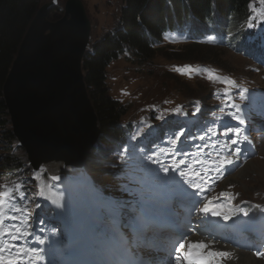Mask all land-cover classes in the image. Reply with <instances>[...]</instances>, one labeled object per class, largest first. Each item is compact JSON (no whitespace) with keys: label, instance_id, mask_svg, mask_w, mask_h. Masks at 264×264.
Masks as SVG:
<instances>
[{"label":"rangeland","instance_id":"1","mask_svg":"<svg viewBox=\"0 0 264 264\" xmlns=\"http://www.w3.org/2000/svg\"><path fill=\"white\" fill-rule=\"evenodd\" d=\"M49 1L51 0H39L40 6ZM81 1L90 22L89 45H91L105 33L117 28L123 0ZM65 2L66 0H58L57 7L61 16ZM249 24L252 27H249ZM242 25L245 29L251 30V35L236 38L234 46L243 54L235 51L231 42L213 35L182 42L186 35L183 32L180 36L175 33L176 39L171 38L170 41L163 39L162 43L161 41L155 43V54L150 61L141 62L136 58L133 50L126 49L108 66L106 81L108 93L125 109L126 113L121 119V124L128 133L122 143H119L116 152H109L108 158H104L103 162L98 164V171H88L83 165L79 171L84 173L76 176V169L61 167L67 181L63 185L54 186L49 178L51 172L48 167L44 171H33L28 164L25 150L16 140L14 143H7L2 138L3 128L0 127V156L5 155L7 152L5 150L8 149L9 154L20 160L19 168L13 165L16 167L4 169L3 165H0V191L12 190L18 198L15 203L27 208V213L15 214L21 220H24L27 215L26 223L30 225L27 230L32 233L26 240L13 242L10 237L4 239L10 243L23 244L28 248L37 247L42 259L32 260L30 264H64L62 257L59 256L60 247L53 249V246L63 232L67 234L66 255H70V249L81 242V237L75 233L77 212L69 205L71 194L79 190L92 213L98 215L101 212L105 213L102 225L106 227V232L114 236L121 234L125 238L126 250L141 254L143 251L138 249L140 247L136 244V240L129 234V230L133 227L140 232L139 226H136L137 223L148 226L143 232L149 233L150 224H162L154 223L152 219L159 218V212L164 205L168 204L169 209L174 211L175 205L180 202L179 198H186V219L195 227L196 222L206 220L207 216L199 209L211 200L213 204L223 205L232 213V219L229 221L216 217L225 224L213 230L215 237L212 240L210 235L213 232L202 231L201 234L206 241L215 242L216 250L231 249L230 253L233 257L228 259L229 261L224 260L223 264H239L243 254L251 256L256 261L253 264H264V229L262 228L264 226V57H262L264 54V2L262 0H251L246 16L238 22L228 20L227 29L231 30L225 32V36L229 37L233 33L232 29ZM192 34L199 36L196 32ZM185 65L191 66L193 69L191 74L187 72L182 74L176 70ZM209 73L216 78L210 80ZM227 81L233 83H227ZM240 86L247 89L243 98L240 94L236 96L243 90ZM235 89L237 91H234ZM248 91L253 93L248 96ZM225 92H228V96L224 95ZM226 101L239 106L238 114L245 120V124L239 125L227 115L229 112H235L236 109L225 107ZM203 104L211 105L205 117L199 113L200 106ZM178 106L181 111L175 113L173 110ZM222 108L223 111H221ZM171 115L173 119L166 124L170 128L177 123V120H174L176 118L180 121L175 127L176 130L186 128L185 131H187L190 125L193 129L198 126L202 130H209L216 124L218 132H224L225 127L238 126L241 128V136H247L248 141L239 145L241 153L238 158L232 157L234 164L225 165L224 168H220V161L227 157L236 146L231 145L230 140L226 143L219 142L214 131L203 135L204 140L199 139L203 142L201 145L203 152L199 150V147L191 151L192 145L187 141L179 142V148L190 154L182 156L179 151H174L170 143L176 131L174 129L165 131L164 121ZM158 116H163V119H157ZM10 125L7 124L5 129L12 131ZM137 132L141 133L140 136L135 140L132 139ZM187 137L188 135L183 136V140ZM153 138L159 140V145H155L153 149V142L151 148L144 150L142 148L144 142ZM137 146L141 147V150L135 148ZM165 147L171 148L164 151ZM173 155H175V161L183 159L185 164L181 165L175 173L171 170L165 173L162 170L163 167L174 166ZM187 156L191 157V161L186 158ZM138 157L145 158L144 165L133 170L135 173L133 189L129 192L133 195L145 193L138 197L127 194L122 198H106L102 193L114 190L117 194L126 185L125 179L119 175L118 171H115L117 170L115 166L127 164ZM149 157L162 164H153ZM247 163V168L242 172V168ZM198 164L202 167L194 166ZM133 167L129 166L130 169ZM9 171L13 173L10 175ZM181 171L184 173L183 176L180 175ZM150 173L158 176L159 180H155L154 175L146 178ZM196 182L200 183L197 189L192 187V184ZM179 188L196 189V194L193 198L185 197L178 192ZM161 191H166L164 196L153 197L149 201L150 192L159 195ZM220 193L226 195L220 196ZM21 196L26 199L20 200ZM5 199V217L7 218L11 213L7 212L10 205L7 202L8 198ZM71 201L77 202L75 206L82 202L81 194L72 196ZM91 201L98 204L100 208L93 206ZM246 202L259 206L256 214L246 209L247 206L253 207ZM114 205L121 207L120 214L114 213L118 211L112 208ZM41 207L48 213L45 214V211L40 210ZM76 208L78 210V207ZM241 209L247 211L248 215H243ZM259 219L261 227L258 223ZM221 221L218 222L222 223ZM11 223L13 222L6 219L4 226L8 227ZM230 223L234 224L231 229L226 225ZM37 224L43 225L39 232L35 229ZM240 224L247 225V228L241 231L245 226L241 229ZM48 229H53L55 241L51 242L44 236ZM40 240L44 243L40 244ZM15 251V249L12 250L13 254ZM4 254L7 255L8 250ZM238 254V259H234ZM73 259L74 264H81L82 259L75 257ZM18 264H29V260L25 257Z\"/></svg>","mask_w":264,"mask_h":264},{"label":"water","instance_id":"2","mask_svg":"<svg viewBox=\"0 0 264 264\" xmlns=\"http://www.w3.org/2000/svg\"><path fill=\"white\" fill-rule=\"evenodd\" d=\"M57 5L36 10L2 87L12 133L35 171L57 162L81 168L100 136L81 67L90 22L81 0H66L49 20Z\"/></svg>","mask_w":264,"mask_h":264},{"label":"trees","instance_id":"3","mask_svg":"<svg viewBox=\"0 0 264 264\" xmlns=\"http://www.w3.org/2000/svg\"><path fill=\"white\" fill-rule=\"evenodd\" d=\"M250 1L123 0L117 28L89 45L81 63L86 90L100 133L99 139L86 156V170L98 171V164L104 158L107 159L114 143L123 137L120 122L126 112L108 93V66L126 49L133 50L141 62L150 61L155 54L154 43L161 40L166 27L175 23L190 20L195 28L201 30L205 21L229 19L238 22L245 17ZM39 6V0H0V127L3 128L2 138L10 144L16 139L11 130L5 129L10 121L2 87L25 31ZM52 10L47 17L51 21L58 20L61 17L59 8ZM5 151L6 154L0 156L2 168H19L20 160L9 154L8 149Z\"/></svg>","mask_w":264,"mask_h":264},{"label":"snow or ice","instance_id":"4","mask_svg":"<svg viewBox=\"0 0 264 264\" xmlns=\"http://www.w3.org/2000/svg\"><path fill=\"white\" fill-rule=\"evenodd\" d=\"M264 2V0H262ZM249 27H252L251 24H249ZM209 39H213V37H209ZM180 73H189L193 71L190 65H185L183 67H178L176 69ZM208 78L210 80L215 79L216 77L213 76L212 73H209ZM227 83H233L232 81H227ZM247 92V89H243L240 91L241 98L244 97L245 93ZM225 96H228V92L224 93ZM225 107L229 108H235V112H229L227 115L231 117L232 120L237 121L239 125L245 124V120L241 118L239 113V106L235 105L233 103H228L226 101ZM175 113H179L181 111V108L178 106L176 109L173 110ZM223 111V108L221 109ZM157 119H163V116H158ZM211 131V129H209ZM140 132H137L135 136L132 137V139H136L138 136H140ZM184 130L181 129L180 131L176 132L174 134V138L170 140L171 145L174 148V151H179L177 148L178 142L181 141V137L184 136ZM222 135H225L229 138L231 145L236 146L234 150L225 158H223L220 161V168H224L225 165H233L234 160L232 157H239V154L241 153V148L239 147L240 144L248 141V137L241 136V128L240 127H225V131L222 133ZM200 140H204V136L199 137ZM250 142V141H249ZM199 147V146H198ZM201 152H203V148H199ZM167 155V153H165ZM182 156L190 155L187 152H180L179 153ZM151 162L153 164L161 163L160 161L156 159H152V157H149ZM174 160V166L169 165L167 167H163V171L165 173H168L170 170L172 172H176L181 165L185 164V161L183 159H180L179 161H175V155H173ZM198 163V161H197ZM180 175L183 176L184 173L181 171ZM198 175V174H197ZM53 181H57L60 178L57 176L51 177ZM194 188H199V185H192ZM18 190V187H17ZM225 193H220V196H225ZM9 203V208L7 209L8 213H11L10 215L5 217V202L6 199ZM17 196L14 194L12 190L10 191H0V241H2V246H0V264H18V262L22 261L25 257L28 258L29 264L32 260H40L42 259L40 255V251L37 247H31L28 248L23 244H15L10 243L7 240H5V237H10V240L15 242L18 240H26L31 233L27 230L30 225H27V215H25L24 220H21L15 213L24 212L27 213V208L23 205H20L18 203H15L17 201ZM20 200L26 199L25 197H19ZM39 207V205H37ZM256 207H259L258 205ZM199 211L205 215L211 214L214 217H221L224 221H229L232 219V213L230 209H225L223 205L220 204H213L211 200H208L206 203H204L203 207L199 209ZM243 215L247 216L248 212L244 211L243 209L240 210ZM6 219L12 221L8 227H5ZM21 225H25L22 227ZM14 230V231H13ZM40 244H43L44 241L40 240ZM214 241H206L205 239H198L193 240L189 239L187 236L183 237L180 241L178 246L175 247V256L174 261L175 264H223L224 260H228L232 258V253L228 251L223 250H216L214 248ZM15 249V254H13L12 250ZM8 250V254L5 255V251ZM259 255V253H257Z\"/></svg>","mask_w":264,"mask_h":264},{"label":"bare ground","instance_id":"5","mask_svg":"<svg viewBox=\"0 0 264 264\" xmlns=\"http://www.w3.org/2000/svg\"><path fill=\"white\" fill-rule=\"evenodd\" d=\"M55 164H57V165H55ZM62 166L63 165L62 164L60 165L59 163H49L45 166V169H47V167H48V170L51 172V176H59L63 172V170L61 168ZM247 166H248V163L242 168V172L245 171ZM77 205L83 206V208H81L77 212V215L81 217V220L83 222L82 227H81V230H82L81 236L84 239L83 246L77 250V252H80L79 256H85L83 264H128V261H129L128 255H126L127 253L123 249H122L123 250L122 251L120 248H118V251H120L122 253L121 258L120 259L115 258L114 254L110 252L107 242L104 239H102L101 236L95 232L94 228H95V225L97 223V219L95 221V218L92 217V215L90 214L85 203L82 201V202L78 203ZM164 211H165V215L162 216V220H168V216H167L168 214L166 212L167 206H164ZM214 223H218V221L214 219ZM51 226H53V223L51 224ZM47 235L49 238H51V239L53 238L51 230H49ZM189 239L198 240V238H196V236H191V238H189ZM94 244L98 245L99 256H95L92 253L93 252L92 247ZM219 249H221V248H219ZM226 249H227V247H226ZM225 251L232 252L231 250H225ZM234 254H235V252H234ZM246 255H247V258H246ZM254 262H256V261L254 259H252L251 256H249L248 254H243V255H241L239 264H253ZM130 264H135V263L132 262ZM138 264H149V263L145 261V262H141Z\"/></svg>","mask_w":264,"mask_h":264}]
</instances>
